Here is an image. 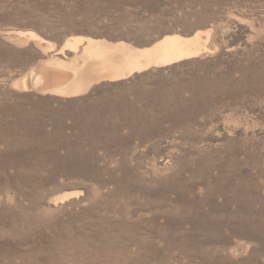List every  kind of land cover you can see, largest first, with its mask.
Returning <instances> with one entry per match:
<instances>
[{
	"label": "rangeland",
	"instance_id": "obj_1",
	"mask_svg": "<svg viewBox=\"0 0 264 264\" xmlns=\"http://www.w3.org/2000/svg\"><path fill=\"white\" fill-rule=\"evenodd\" d=\"M18 30L212 51L55 101L11 86L52 54ZM0 264H264V0H0Z\"/></svg>",
	"mask_w": 264,
	"mask_h": 264
},
{
	"label": "bare ground",
	"instance_id": "obj_2",
	"mask_svg": "<svg viewBox=\"0 0 264 264\" xmlns=\"http://www.w3.org/2000/svg\"><path fill=\"white\" fill-rule=\"evenodd\" d=\"M15 35L19 38V40H29V41L30 40H34V41H39V42L45 43L47 45V47L45 48V52L44 53H52V54L49 55V56H47L46 59L41 60L35 68L31 69V71L29 73H27V74H25V75H23V76H21V77H19L17 79L12 80L11 86L14 89H16V90H19V91L24 92V94H26L28 92L34 91V92H37L38 94H40L42 96H47V97L50 96V97H53L54 99L55 98L67 99V100L77 99V98H80V97H83V96L87 95L93 89V87H95L97 85H100L102 83H118V82H121V81H125V80L133 77L134 75L142 74V73L148 72V71H150L152 69H162V68L170 67V66H173L175 64L184 62V61H188V60L195 59V58H200V57H203V56L207 55L208 53H210L212 51V47H211L212 30L197 31V32L193 33L190 36H184V35L178 34V33L167 34V35L163 36L162 38H160L159 40L155 41L151 46H148V47H140V46L137 47V46H135L133 44L127 43L126 41L111 42V41H108V40H106L104 38H99V37L97 38L95 36L94 37H90V36L89 37L73 36V37H70V38L66 39V41L63 43L62 46H60L59 48H56V46L53 43L48 42V41L42 39L35 31H31V30L30 31H22V30H18V31H15ZM17 42H20V41H17ZM67 52L71 53L72 56L69 57L68 54H67ZM42 100H43V98H42ZM47 100L48 99H44L45 102H47ZM48 101H50V100H48ZM55 101H56V99H55ZM90 118H91V116H90ZM90 118L87 119V121H89ZM138 120H140V119H138ZM132 122H133V120H132ZM135 122H133V123L135 124ZM139 122H136V123L139 124ZM95 129H96V127H95ZM121 129H123V128L121 127L120 130ZM129 130L131 131V129H129ZM112 141H114V139H112ZM151 154H153V153H151ZM143 157H144V155H143ZM146 157L149 158L148 156H146ZM141 159H143V158L141 157ZM138 160H139V158H138ZM143 160H146V159H143ZM154 160H156V159H154ZM159 160H161V159L159 158ZM145 163H148V162H145ZM139 164L140 163H137L136 165H138V167L140 168ZM151 165L149 164L150 167H151ZM143 166H144V164H143ZM135 167H136V169L139 170V168H137V166H135ZM142 167L140 169H142ZM129 169L127 167L126 172H128L127 170H129ZM183 170H181V172ZM158 171H160V170H158ZM154 172H151V175ZM181 172H179L178 175ZM132 173H133V168H132ZM181 174L184 175L185 173L184 174L181 173ZM157 175H158V173H157ZM171 175H174V174H171ZM168 177H170V176H168ZM177 177L178 176H176V179L179 182L180 178L178 177L179 178L178 179ZM182 177H181V180L183 179ZM195 177H198V176H195ZM195 177H193V178H195ZM140 179H142V178H140ZM172 180L173 181H170V179H169V180H166V182L169 181L168 184L170 182H173V184L172 183L171 184L174 186V184H175L174 183V180L175 179L172 178ZM182 181H187V179L185 178V180H182ZM182 181H181V183H182ZM187 182H186V184H187ZM144 184L145 183H143V185ZM156 184H158V182ZM160 184H158L159 187L161 186ZM162 185H163V182H162ZM164 185L167 186L166 183ZM172 185L170 187H173ZM168 186L166 187V189H167L168 193L171 194L172 191L169 192ZM180 186H181V184H180ZM231 186H232V188H235V186H233V185H231ZM176 187H178V188H175V186H174L175 189H179L180 188L177 185H176ZM142 188H141V192L147 190L146 188H145V190H142ZM161 188L164 189L163 186H161L160 189ZM171 189L174 190L173 188H171ZM155 191H158V189L153 191V195L155 194L154 193ZM167 191L163 190L160 193H163V192L166 193ZM177 191L178 190H176V192H175L176 194L178 193ZM82 193L83 192H81V191H79V192L78 191L64 192V193H62L60 195H57L53 199V203H54V205L65 204L66 202L72 200L73 198L79 197L80 195H82ZM143 193H145V192H143ZM160 193H157L158 196H159ZM164 193L162 195H164ZM183 193L185 194V191H183ZM149 194H151V193H149ZM143 195H142V197L146 196V194L144 196ZM166 195H169V194H166ZM166 195H165L164 198L167 200L168 198H166ZM215 195L216 194L214 193V196ZM236 195H237V193H236ZM149 196H151V195H149ZM177 196H179V195L177 194ZM153 197H151V198H153ZM172 197L173 196H171V200H172ZM184 197H185V195H184ZM161 198H163V196ZM164 198L161 199V200H164ZM178 199H175V200H178ZM161 200H159L158 197H157V201H161ZM180 200H181V196H180ZM169 201H165V202H168L169 203ZM173 201H174V199H173ZM228 201L229 200H227V202ZM237 201H238V199H237ZM206 202L208 203V201H206ZM224 202H226V201H224ZM148 205L146 203V206L147 207H148ZM211 205H212V203H211ZM215 205L217 206V204L215 203L213 205V208L215 207ZM223 205L224 204H222V206ZM229 205H230V203H229ZM218 206H220V205H218ZM223 207H225V205ZM216 208H215V213H217V214H218V212L220 210H223L222 207H220L222 209H220L218 207H216ZM229 208H230V206H229ZM218 209H220V210H218ZM141 210L144 211L143 208ZM152 210H153V208H152ZM217 210H218V212H217ZM223 211H221L220 213H222ZM227 211H229V209ZM235 212L237 213V211H235ZM161 213L163 214V212H161ZM168 213H170V212H168ZM172 213H174V212H172ZM152 214H154V213H152ZM165 214H166V212H165ZM171 215H173V214H171ZM221 215H219V216H221ZM157 216H159V215L157 214ZM173 217L175 218V216H173ZM161 218H162V216H161ZM164 218H165V215H164ZM174 220L176 221V219H174ZM206 220H208V219H206ZM218 222L219 221H217L216 224ZM170 223H172V222H170ZM184 223H183V225H184ZM178 224H179V222H178ZM211 224H212V222H211ZM174 225H175V223H174ZM179 225H177V226L175 225V227L177 228V227H179ZM205 225H207V224H205ZM208 225H210V224H208ZM214 225H215V223H214ZM168 227L170 228L171 226H168ZM203 227H204V225H203ZM181 229H183V227H181ZM193 229L194 228H192V232L193 231H196L195 229L194 230ZM200 229H202V228L200 227ZM214 229H215V226H214ZM219 229H220V227H219ZM235 230H236V228H235ZM179 231H180V229H179ZM183 231H185V229ZM247 232H249V234H251V232L249 230ZM176 233L178 235V232L177 231H176ZM218 233H219V235H221L220 233H222V232H220V230H219ZM232 233H233V231H232ZM172 234H173V232H172ZM238 234H240V233L238 232L237 235ZM182 235H184V234H182ZM168 236H170V235H168ZM175 236H176V234H175ZM217 236H218V234H217ZM241 236H243V235H241ZM185 237H187V236H184V238ZM194 237H196V236H194ZM221 237L222 236H220V238ZM179 238H181V237H179ZM220 238L218 240H220ZM225 238L226 237H224V239ZM228 238H230V237H228ZM191 239L193 240L194 238H192V236H191L190 240ZM224 239H222V240H224ZM181 240H182V238H181ZM203 240L205 242L206 241L209 242V241L212 240V238L211 237H205V239H203ZM196 242H197V240H196ZM198 242L200 243V241H198ZM212 242H214V241H212ZM206 243H204V244H206ZM184 244H187V243H183L182 245H184ZM195 244H197V243H195ZM204 244L202 243V245H204ZM216 244H218V243H216ZM221 261H225V260H221Z\"/></svg>",
	"mask_w": 264,
	"mask_h": 264
}]
</instances>
